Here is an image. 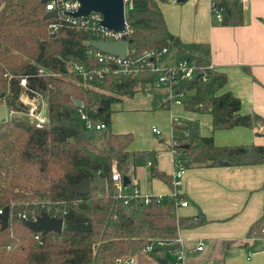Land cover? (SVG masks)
<instances>
[{"label": "trees", "instance_id": "trees-1", "mask_svg": "<svg viewBox=\"0 0 264 264\" xmlns=\"http://www.w3.org/2000/svg\"><path fill=\"white\" fill-rule=\"evenodd\" d=\"M220 6L222 18L217 24H243L240 0H221ZM47 14L43 0H0V97L8 94V107L17 112L0 121V211L10 208L9 226L3 229L0 224V264H115L118 257L141 258L148 244L157 246L150 255L160 258L167 245L159 246V242H174L179 225L192 229L208 223V219L201 214L178 219L172 200L166 206L140 207L127 206L118 197L113 167L129 175L133 159L141 153L130 149L133 133L113 131V106L134 97L146 80L113 73L103 79L84 80L71 65L98 64L93 47L87 44L88 33L65 25L53 35L49 24L55 19L46 18ZM129 23L131 50L169 47L196 63L193 77L180 80L178 85L189 94L185 103L188 110L211 113L214 129L264 125L262 115L242 113V102L231 91L220 93L227 75L207 67L211 63L209 45L185 43L174 35L158 0H134ZM40 69L45 73L39 74ZM24 76L47 97L49 121L42 127L21 114L18 95ZM157 103L159 108L169 109L161 96L155 99ZM79 108L95 123L106 125L102 144L96 141L94 131L85 128ZM186 125L182 121L173 125L172 146L177 162L185 167L264 163L263 145L218 146L212 135L190 137ZM144 153L155 173V152ZM161 174L170 180L169 175ZM97 176L107 180L106 189L92 188L89 193L77 194L63 186ZM55 208L61 210L66 225L92 224V230L65 228L61 233H40L37 238L38 233L21 215L31 219L43 209L53 215ZM247 237L264 238V208ZM243 246L248 248L249 242Z\"/></svg>", "mask_w": 264, "mask_h": 264}, {"label": "crops", "instance_id": "crops-1", "mask_svg": "<svg viewBox=\"0 0 264 264\" xmlns=\"http://www.w3.org/2000/svg\"><path fill=\"white\" fill-rule=\"evenodd\" d=\"M172 2L170 5L160 2L169 30L185 43L209 45L211 62L218 71L227 75V82L220 93L231 91L240 98L242 113H256L264 117V0H247L243 8L244 22L237 26L217 24L211 12V0H186L183 5ZM158 96L162 97L161 92L153 96L146 95V98L137 93L125 102L126 105L124 100L119 102L125 105L128 113L115 118L112 127L114 132L133 133L134 141L130 149L141 153L132 161L128 175L131 183L144 193L165 195L166 206L171 202L169 195L174 191L172 179L176 164L173 149L153 148L156 146L154 137L163 132L160 128V133L153 132L152 128L156 125L147 131L148 145L141 146L138 124L129 126L122 120L128 117L126 115L131 110L165 109L159 108L160 102L154 104ZM185 103L173 106L164 117L163 126L165 132L171 131L172 146L174 116H178L185 124H192L199 135H212L218 146H264V125L255 128L236 126L231 129H214L211 113L188 110ZM146 151L156 154L155 173L148 164L150 160L144 153ZM161 173L169 175L170 180H166ZM176 192L189 201L187 207L177 209L179 217H196L201 214L208 219V223L188 229L190 231L184 234L182 231V235L188 245L206 239L204 254L210 255L215 248L221 250L215 256L211 254L209 264H264V238L247 237L250 226L263 213L264 163L234 167L189 165ZM245 241L249 242L248 248L243 246ZM139 264H144V261L141 259Z\"/></svg>", "mask_w": 264, "mask_h": 264}, {"label": "built area", "instance_id": "built-area-1", "mask_svg": "<svg viewBox=\"0 0 264 264\" xmlns=\"http://www.w3.org/2000/svg\"><path fill=\"white\" fill-rule=\"evenodd\" d=\"M179 2V0H172ZM124 3V15H125V29L123 31H114L104 26V16L101 12L92 11L89 14L75 16L81 9V3L77 0H50L46 3L47 11H57V16L52 17L55 19L49 24V31L51 34L56 32L65 25L73 26L84 32H87L90 40H105L110 42H128V35L131 31L129 23V15L134 7V0H123ZM242 7H246L247 0H240ZM221 0H211V12L212 15L216 16L218 20L222 18L221 11ZM94 57L97 59L98 64L96 65H85L77 62H73L71 69L83 77L84 80L103 79L109 74L113 73L117 77H131L146 80V83L141 87V92L148 95H155L161 92L162 102L166 104V107L172 109L175 105H183L187 98L188 93L179 88L180 80L191 78L197 68L196 63L189 59L186 54L176 55L171 61L168 60L170 53L169 47H162L159 49L153 48L144 50L142 52H136L131 50L128 42V50L126 56H119L111 53H105L103 51L93 48L92 51ZM211 70H216L215 65L211 62L207 66ZM39 74H44L45 71L40 69ZM6 77L11 80L12 76L6 74ZM207 80V75L204 76ZM20 94L18 95V102L23 107L21 114L26 117L30 122L34 123L37 127L44 126L49 121L48 116V100L45 94L41 91L36 90L30 86L28 77L24 76L20 80ZM8 94L0 97V105H6L8 110V116L15 111H10L8 107ZM79 112L84 126L87 130H103L106 128L104 123H95L91 118L88 117L84 111L79 108ZM181 119L178 116L172 118V122L180 124ZM153 132L160 133L157 126H153ZM174 134V128H173ZM174 160L176 164V170L173 175L172 185L174 191L169 195L170 200L174 201V209L177 218V209L179 207H187L189 201L179 196L176 192V188L182 184V178L185 173L186 167L177 162L175 157V151L173 150ZM152 166V161L148 162ZM112 176L117 188L118 197L124 200V203L129 206L135 204L140 207H147L154 204L164 205L167 197L165 195L157 193H144L138 186L132 183L128 186L124 184V175L116 167H113ZM50 213L49 210H46ZM1 212V211H0ZM55 214L52 216H60L61 210L59 208L54 209ZM26 221L36 220L37 216L29 218L27 215H21ZM39 234L36 236L39 238ZM159 246H166L167 251L173 257L167 259L168 264H192V259L195 258L199 253L205 252L207 248L206 239H199L194 245H188L185 238L182 235V228L180 225L177 229V237L174 242L165 243L160 241ZM154 244H148L143 249L145 255H150L156 251ZM156 259V264H160V259ZM139 259L136 256L129 257H118L115 259V264H139Z\"/></svg>", "mask_w": 264, "mask_h": 264}, {"label": "water", "instance_id": "water-1", "mask_svg": "<svg viewBox=\"0 0 264 264\" xmlns=\"http://www.w3.org/2000/svg\"><path fill=\"white\" fill-rule=\"evenodd\" d=\"M50 0H43L47 3ZM81 3V9L75 13V16L89 14L92 11L101 12L104 16L103 24L105 27L114 31H123L125 29V15L123 0H77ZM186 0H179L185 2ZM57 16V11L49 12L46 18ZM55 35V34H53ZM87 44L93 48L111 53L119 56H126L128 50V42H110L105 40H88ZM72 60V57H70ZM81 106V102H78ZM8 110L6 105H0V121L8 119ZM190 137H196L199 132L192 124L185 127ZM91 134V132H88ZM124 184L126 186L131 184V179L128 175H124ZM64 188L70 192L77 194L89 193L92 188L106 189L107 180L101 176L95 177L93 180L85 179L78 184H64ZM10 222V208L6 207L0 212V224L5 229L9 226ZM26 225L35 233L47 234L50 232L61 233L66 228L70 231L88 232L92 230V224L74 223L66 225L65 219L62 217L52 216L48 211L42 210L36 220H27ZM160 264H168L167 259H160ZM222 264V263H215Z\"/></svg>", "mask_w": 264, "mask_h": 264}, {"label": "rangeland", "instance_id": "rangeland-1", "mask_svg": "<svg viewBox=\"0 0 264 264\" xmlns=\"http://www.w3.org/2000/svg\"><path fill=\"white\" fill-rule=\"evenodd\" d=\"M160 2H165V4H171L173 3L172 0H160ZM178 4H185L184 2H177ZM214 20H218V18L214 15H212ZM171 57V58H170ZM168 60L171 61L173 58H175V52H174V49H171L169 55H168ZM138 94L141 96V97H144L146 98V93L144 92H138ZM123 103L126 105V101H129L130 98H124L123 99ZM124 105V106H125ZM122 105V103H119V104H115V106L113 107L114 109V113H113V127H114V120L115 118H118L119 115H122L124 113H128L126 110H125V107ZM169 109H161V110H153V111H149L148 109H141V110H131L129 111L130 113L127 114L126 118H123V122L128 124L129 126H132L134 123L138 124V130H141L140 131V135H139V132H137V134L139 135V141H140V144L141 146H145V145H148V141H147V131H151V128L153 125H156L158 128H160L161 130H163V132L161 131V134L159 135H156L154 138H155V143H156V146L153 147V148H158V149H164V148H169L170 150L172 149V135H171V131L169 132H165V126H163V122H164V117H165V114L167 113ZM156 111H159V112H156ZM159 113V114H157ZM168 114V113H167ZM112 127V128H113ZM94 131V135H95V138H96V141L99 143V144H102V134L105 132V130H101V131H97V130H93ZM114 131V129H113ZM155 145V144H154ZM188 229H182L183 234L185 233V231H187ZM190 231V230H188ZM218 250H216L215 248V251L212 250L213 253H211L212 255H217L218 251H219V248H217ZM221 251V250H220ZM219 251V253H220ZM162 256H165L167 258H172V255L170 253H161ZM209 255L208 253L207 254H204V252L202 253H199L195 258L192 259V264H209V258H212L211 256L212 255ZM208 257V258H207ZM141 259L144 261V264H156V259L150 255H142Z\"/></svg>", "mask_w": 264, "mask_h": 264}]
</instances>
